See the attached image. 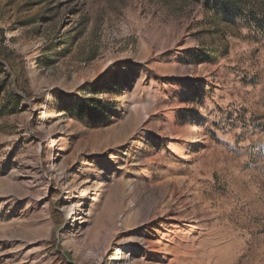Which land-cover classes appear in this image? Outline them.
<instances>
[{
	"label": "rangeland",
	"instance_id": "obj_1",
	"mask_svg": "<svg viewBox=\"0 0 264 264\" xmlns=\"http://www.w3.org/2000/svg\"><path fill=\"white\" fill-rule=\"evenodd\" d=\"M0 27L29 83L0 59V264H264V0H0Z\"/></svg>",
	"mask_w": 264,
	"mask_h": 264
},
{
	"label": "trees",
	"instance_id": "obj_2",
	"mask_svg": "<svg viewBox=\"0 0 264 264\" xmlns=\"http://www.w3.org/2000/svg\"><path fill=\"white\" fill-rule=\"evenodd\" d=\"M5 30L0 27V59L6 61L16 77L18 87L24 92L29 93L28 76L26 72L25 59L15 49L6 46ZM2 64H0V72H2ZM3 108L0 109V114Z\"/></svg>",
	"mask_w": 264,
	"mask_h": 264
},
{
	"label": "bare ground",
	"instance_id": "obj_3",
	"mask_svg": "<svg viewBox=\"0 0 264 264\" xmlns=\"http://www.w3.org/2000/svg\"><path fill=\"white\" fill-rule=\"evenodd\" d=\"M173 211V210H172ZM71 215V214H70ZM170 218L172 219V220H183L182 218H184L183 216H179L178 214H177V212H174L171 216H170ZM197 222V221H196ZM191 229V228H190ZM72 230H73V228H72ZM72 230H70L69 232H67V234H71V233H73V231ZM159 243H161V242H159ZM161 250V249H160ZM159 251V250H158Z\"/></svg>",
	"mask_w": 264,
	"mask_h": 264
}]
</instances>
